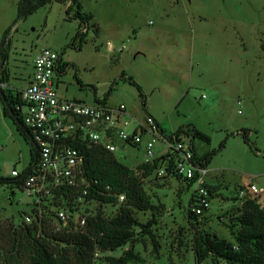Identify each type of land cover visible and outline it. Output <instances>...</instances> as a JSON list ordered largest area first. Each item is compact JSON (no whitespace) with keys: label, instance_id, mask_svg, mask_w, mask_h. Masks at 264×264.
I'll return each mask as SVG.
<instances>
[{"label":"rangeland","instance_id":"rangeland-1","mask_svg":"<svg viewBox=\"0 0 264 264\" xmlns=\"http://www.w3.org/2000/svg\"><path fill=\"white\" fill-rule=\"evenodd\" d=\"M19 1L0 0V43L17 19ZM78 1L95 19L82 50L75 47L84 26L70 18L76 8L67 15L68 5L54 0L11 29L2 50V85L25 89L36 55L50 49L73 64L60 79L59 96L93 104L113 87L110 103L124 104L134 116L150 114L167 131L196 127L209 139L195 141L198 156L218 151L225 142L207 167L208 181L218 187L201 228L231 240L226 224L238 215L239 192L249 185L264 189V0ZM109 43L115 52L108 49ZM120 47L124 49L118 53ZM129 78L141 87L145 109ZM243 130H249V143ZM160 149L158 144L156 151ZM115 154L137 173L158 207L135 213L143 225L156 221L151 234L134 227L135 252L144 259L142 264H196L195 228L183 212L192 191L181 192L178 183L156 171L142 178L138 166L145 160L143 151L125 147ZM29 162L30 147L5 115L0 98V177L11 178L14 169L23 172ZM28 203L13 184L0 185V264H5L10 247V225L21 223L20 214L30 211ZM115 211L104 208L105 216ZM128 247L95 253L94 263L107 264L106 257H120ZM20 252L19 257L14 253L12 264L27 261Z\"/></svg>","mask_w":264,"mask_h":264},{"label":"trees","instance_id":"trees-1","mask_svg":"<svg viewBox=\"0 0 264 264\" xmlns=\"http://www.w3.org/2000/svg\"><path fill=\"white\" fill-rule=\"evenodd\" d=\"M52 1L54 0H20L18 2L17 19L13 26L4 32L0 43V64L5 57L2 50L6 44L7 36L15 24ZM57 1L68 5L67 15L73 8H76V15L70 18L77 19L81 27L84 26L82 31H78L76 35L79 45L75 48L81 51L89 30L93 28L90 22L94 21V15L83 12L82 5L78 0ZM61 57H63V53ZM62 63L61 77L73 66L66 60ZM128 81L138 89L142 106L145 109L146 99L141 87L132 78H129ZM77 82L78 84L81 83L79 80ZM4 83L0 74L2 90L0 98L4 104L5 115L13 120L30 147V162L22 174L17 178L0 177V185L13 184L18 190L23 183L19 178L32 167L36 149L29 142L28 130L16 109L20 104V90L10 89L9 86L5 90V86L2 85ZM112 91L113 87L102 100H109ZM145 115L153 118L162 129L157 119L150 114ZM163 131H165L164 128ZM248 132L249 130H243L241 133L247 143H249ZM175 133L177 136L183 134L189 137L198 163L203 167H208L213 157L224 148L225 142L221 143L218 151H211L204 156H198L195 141L198 139L209 141L208 137L191 124L180 126L175 130ZM83 155L85 177L89 183L86 199L87 201L95 200L97 203L94 212H92L93 215L87 216L86 224L78 230L55 233L47 227L39 229L35 221L26 224L23 219L26 212L21 213V223H11L8 231L10 247L8 252L4 253L5 264H12L15 260L14 253L16 252L17 257H19L21 249L27 260L24 264H95V253L116 252L128 244L129 247L122 256L106 257L104 260L107 264H142L144 262V259L135 252L134 227H141L151 234V228L156 221L151 219L143 225L138 223L135 213L154 212L158 207L148 196L144 183L137 173L121 163L116 154L102 147L89 144L83 146ZM170 164L173 165V161H170ZM160 167V160L156 159L152 163L141 164L138 166V170L142 171L141 176L145 179L152 176ZM167 172L168 174L163 178L168 182L174 179L181 192L193 191L192 182L183 181L168 169ZM217 187L211 183L208 185L209 202L217 194ZM12 193L14 195V192ZM245 193L242 197L238 196L241 202L240 209L237 210L238 215L234 217L231 224H226L231 236V240H226L201 228L203 225L201 220L206 218L210 209H205V213L197 215L193 211L197 208L195 193L191 192L183 212L192 227L195 228L193 247L196 264H264V200L261 198V194H251L246 190ZM120 197H124V200L120 201ZM107 206L115 208L114 216H105L104 208ZM152 238L154 239V237ZM207 260L210 262L206 263Z\"/></svg>","mask_w":264,"mask_h":264},{"label":"built area","instance_id":"built-area-1","mask_svg":"<svg viewBox=\"0 0 264 264\" xmlns=\"http://www.w3.org/2000/svg\"><path fill=\"white\" fill-rule=\"evenodd\" d=\"M108 49L115 52L110 43ZM123 49L120 47L117 52ZM63 61L60 53L42 49L33 62L30 83L20 90L16 109L28 130L29 142L36 149L32 167L19 178L23 183L18 190L29 200L30 211L24 215V222L35 221L39 229L47 227L55 233L84 227L97 205L95 200L86 199L89 183L84 172L83 146L89 144L114 154L125 147L143 151L142 164L159 159L161 167L156 172L160 176H166L168 169L183 181L193 183L197 206L193 211L197 215L210 209V171L198 163L189 137L177 136L175 130L163 131L153 118L145 114L141 118L134 116L124 104L109 100L88 104L59 96ZM158 144L161 149L157 152ZM21 174L14 169L11 177ZM246 191L264 193L255 185H249ZM245 194L241 191L239 196Z\"/></svg>","mask_w":264,"mask_h":264},{"label":"water","instance_id":"water-1","mask_svg":"<svg viewBox=\"0 0 264 264\" xmlns=\"http://www.w3.org/2000/svg\"><path fill=\"white\" fill-rule=\"evenodd\" d=\"M1 93H2V90H1V86H0V95H2ZM11 114H12V112H11ZM11 195H13V193H11Z\"/></svg>","mask_w":264,"mask_h":264},{"label":"crops","instance_id":"crops-1","mask_svg":"<svg viewBox=\"0 0 264 264\" xmlns=\"http://www.w3.org/2000/svg\"><path fill=\"white\" fill-rule=\"evenodd\" d=\"M95 20V19H94ZM66 60V59H65ZM67 61V60H66ZM22 90V89H21ZM161 124V123H160ZM162 126V125H161ZM163 127V126H162ZM164 128V127H163ZM165 129V128H164ZM166 130V129H165ZM264 200V199H263Z\"/></svg>","mask_w":264,"mask_h":264},{"label":"flooded vegetation","instance_id":"flooded-vegetation-1","mask_svg":"<svg viewBox=\"0 0 264 264\" xmlns=\"http://www.w3.org/2000/svg\"><path fill=\"white\" fill-rule=\"evenodd\" d=\"M4 55H5V54H4ZM7 87H8V85H7V86H5V88H4V89L6 90V88H7Z\"/></svg>","mask_w":264,"mask_h":264}]
</instances>
